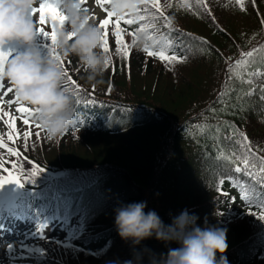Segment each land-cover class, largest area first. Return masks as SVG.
<instances>
[{
  "label": "trees",
  "instance_id": "trees-1",
  "mask_svg": "<svg viewBox=\"0 0 264 264\" xmlns=\"http://www.w3.org/2000/svg\"><path fill=\"white\" fill-rule=\"evenodd\" d=\"M205 1H209V6L214 18L216 17V9L220 10L219 14L221 15L223 12L228 11H232L233 13L242 11L245 13L248 11L247 6H245V9H242L240 5L233 0ZM196 3L197 0H193L191 6H189L183 1L173 0L171 3H166L165 7L168 9V11H174V16L177 14H183L184 16L182 17H193V10ZM227 6H232L228 9L233 10L224 9ZM204 14L207 20L204 23H221L219 17L218 19L216 17L217 21H215L213 17L209 16L207 12ZM174 16V22H171V28L167 27V25H158V27L163 28L160 30L161 36L166 38L167 36L173 34L175 37L180 38V41L184 42L183 47L186 45L198 46L199 44H202L203 50L205 52L203 57L207 58L208 60L206 62H202L199 57L193 56L187 60H184L182 63L176 64L172 68L165 66L166 64L152 60L148 61L146 65L150 66L154 63H159L161 65V69L163 66L168 69L171 68L172 70L167 72L166 75L172 77H175L177 69L185 65L199 63L206 65L205 69H207V71L203 74L206 77H211V82L208 91L204 95L205 97L203 98V102L207 99V95L209 97L216 95V99L219 102L220 107L225 108V104L229 105V107L227 109L225 108L226 112L224 109L223 112L217 111L218 114L221 113L223 116L217 117L214 120L215 123L211 124V126L203 125L201 123H193L188 126L189 131L181 138L182 144L185 146L178 147L177 152L175 155H173L171 162H167L168 166H170L172 179L170 180V184H166V186L171 189V194H173L175 185L178 183L179 179H173V173L182 171L183 173H186L187 178L189 179L187 183L189 189H187L192 195L191 199L186 197L188 198L184 202L186 209H188L190 213H195L198 215L199 220L197 223L201 226H204L205 221H207L209 224L218 225L219 227L225 228L227 230V240L232 238V242L234 244L232 247H228L227 251L224 253L229 264L263 263L262 260L264 259H262V257L260 259L255 258L264 254V222L260 221V226L256 228V231H252L250 228H245V226L242 227L239 225V220H251V215L240 216L239 213L227 214L226 209L222 206L221 196L217 191V181L221 176L230 175V166L232 165L224 161L222 158L218 159V157H220V152H223V154L227 156L223 150L225 143L233 140L239 135V133L244 131L255 144V146H260L255 150V153L253 151L256 157L264 156V101H261L260 99L262 94L261 88L264 87V62L258 59L259 56L264 55V52L258 51L255 53L254 55L257 57V59L254 63H250L248 68L244 70H260V73L254 78V84L248 85L247 83H243L240 80V76L243 74L241 68H229V65H232L234 60L239 58L238 56L234 55V51L236 49L234 45L229 48L226 45H224V48H217L210 42V40L207 39L208 37L206 35L188 30L183 27V21L180 19L182 17L176 18ZM211 28H214L219 33V35L230 38L235 45H239L237 41H235L233 35L230 34V32L224 27L219 28V26L211 25ZM262 42L253 49H264V43ZM216 49H219L220 51L217 52ZM223 51L228 53V55ZM197 53L199 54V52ZM218 56L221 58V60L217 58ZM224 58L226 61H224ZM240 58L248 59L243 56ZM69 60L72 62V64H74L73 72L69 71L71 76L78 81H87L86 72L83 65L78 63L76 57L72 58V56H69ZM227 61L231 62L227 64ZM135 62H139L140 65L144 64L140 59L131 58L129 69L132 72L135 71ZM104 76L107 80L108 77L111 76L110 72L106 70L103 74V77ZM190 82L192 83H188L186 81H184L185 84L180 83L181 85L188 87L187 90L190 92L189 96H192L191 101L186 104V108L184 109L185 111L191 109L197 102V99H194L193 95L200 85L198 84L195 86L192 80ZM94 83L96 86L100 87V83ZM83 84L87 85L85 82H83ZM159 84L160 80H157L156 86ZM170 85H174L172 80L170 81ZM88 86L91 87V85ZM250 88L255 89V94L249 97L246 95V93ZM154 90H156V88H154ZM221 92L225 93L223 97L220 96ZM237 94L244 95L243 106L240 107L239 110H237L235 107H231V105L237 103ZM83 96V92H80L79 98ZM74 98L77 99L75 95ZM221 99L224 101V104L220 102ZM130 104L133 103L131 102ZM135 104L143 105L145 107L144 113L147 114L145 120L136 122L125 130L121 129L119 131L117 128L111 129L110 127H105L103 131L97 130L99 132L95 133L104 134L106 132L109 134H117L119 137L128 136L134 138L136 136L137 130L146 128V130H155L158 133H162L161 140L164 142L168 134V129L164 120H158L156 118L159 116V110L151 108L144 102ZM135 104H133V107L140 108V106H136ZM162 113H166V111H163ZM172 116L175 119L176 116L174 113H172ZM232 119L237 120V122L240 123L238 129L236 130L237 134L235 136L231 135V129H233V123H235L232 121ZM224 122H228L230 128L226 127ZM217 124L220 125L219 133L215 131V126ZM83 132L87 133V130H79L77 133ZM225 132H229L230 134L228 139L224 138ZM258 133L261 134L260 137L253 136L254 134L257 135ZM71 142H73L71 146L76 148L79 140L75 141L73 138ZM177 145L178 144L174 146L176 147ZM218 148L220 149V152L217 151ZM46 151L49 152V148L43 152V155H39L37 159L47 166L55 167L45 161ZM155 151V153H152V161H157L158 159L157 149ZM183 152L186 153L185 157H181ZM253 161L258 163L255 159H253ZM101 165L103 164H100V166H97V168L77 167L80 170L89 171L90 173L94 174L101 172V176L97 175L93 179L95 182L99 181L95 192L92 195L93 198L87 200V205L90 210L89 215L91 223L89 233L83 240L84 242L80 241L81 246L84 248V252L80 250L74 252L69 251L65 253L63 251H57L53 256L54 258L41 261L40 264H79V262H76V259L79 257L82 258V262H84V264H112V262L115 261H119L122 264L123 261L132 259L136 253L140 254L142 257V264H150L152 257H158L161 253H167L169 247L175 248L179 246L176 242L165 243L164 241L157 240L155 237L145 239L139 245H134L130 240L125 241L119 236L115 227V223L110 218L111 216L114 218V208L121 202H133L138 198V196L141 197L140 201H145L144 194L142 192L143 189L140 184H136L135 181L130 182L131 185H126L124 188L119 185L118 180L115 177H111L109 181L107 179L106 173L112 169L110 170V167ZM114 165L118 166L116 164ZM102 169L106 172H104ZM181 179L186 180L183 177ZM156 180L157 179H154L153 183H155ZM107 183L109 184L106 187L105 184ZM181 198H185V196H181L179 194L176 199L171 197L169 202H167V206L165 205L164 208H161L159 215H162V219L164 218L165 211L168 212L170 209L173 210L178 205ZM145 211H148V206ZM246 216L250 218H247ZM254 218L256 217L252 215V219ZM109 220L111 223H109ZM163 221L166 224L168 223V221L165 219H163ZM247 251L248 253L245 254ZM219 256L220 253H217L218 258ZM60 257L67 258V260L61 261L59 259Z\"/></svg>",
  "mask_w": 264,
  "mask_h": 264
},
{
  "label": "rangeland",
  "instance_id": "rangeland-1",
  "mask_svg": "<svg viewBox=\"0 0 264 264\" xmlns=\"http://www.w3.org/2000/svg\"><path fill=\"white\" fill-rule=\"evenodd\" d=\"M87 1H89L87 4L90 8L89 12L92 14L91 19L96 21L98 16L104 19L105 16L103 15L106 13L98 9V6H95V0ZM244 4L248 7L247 9L249 12L243 13L244 11H242L233 13L232 11H228L223 12L222 15L219 13L216 15L221 22L220 27L227 29L239 45H235L230 38L219 35L214 28L212 29L208 26L209 24L207 25V23L198 20L197 16H185L180 19L183 21V27L206 35L208 37L207 39L217 48H224V45L229 48L234 45V47H236L234 55L240 58L243 56V53L250 51L262 41V43H264V0H245ZM33 18L35 21L39 20V13H34ZM39 27H43L46 31L51 32V19L48 18L47 22L44 25L39 24ZM123 37L126 43L131 44L132 39L129 35H123ZM112 45H115L113 48L114 50L108 53L112 63L107 66V71L110 72L111 76H109L107 80L101 79L99 88L108 93L111 91L114 98L126 99L132 103L144 102L151 108L159 110V116L156 118L158 120L162 119L166 123L168 129L166 140L162 142V133H158L155 130H146V128L136 129L137 133L134 138L128 136L119 137L117 134L109 133H76L74 140H79L76 148L71 146L73 144V142H71L72 139H66L62 144L59 142V137L55 140L48 139L49 146L47 148H49V152L46 151L45 160L49 164L59 168H97L100 164H103L101 166L110 167V170H112L106 173L109 181L111 177H115L119 185L123 188L126 187V185L130 186V182L132 181H135L136 184H140L143 189L144 200L147 201L148 210H155L158 214L161 208H164L165 205L167 206V202H169L171 197L176 199L179 194L185 196V198L180 199L178 205L173 210L170 209L169 213L164 216L163 219L171 223V217L186 209L184 203L188 199L186 197L191 199L192 195L188 190L187 183L189 179L187 178V174L183 173V171L173 173V179H179L178 183L175 185L174 193L171 194V189L166 186V184H170V180L172 179V173L168 163L171 162L173 155L176 154L177 148L185 146L182 144L181 138L189 131V125L201 123L211 126V124L215 123L214 120L217 117L223 116L221 113L218 114L217 111L223 112L224 109L226 112V109L219 106L216 95L212 97L207 95V99L203 102L204 95L208 91L211 82V77H206L203 74L207 71V69H205L206 65L200 63L185 65L177 69L175 77H172L166 75V73L170 72L172 69H168L165 66L161 69L159 63L147 66L145 63L140 65L139 62H135L134 70L136 72H132L128 68V61L136 48H131L129 57L122 58L116 52V43ZM112 45L109 46V49ZM216 50L217 52L220 51L219 49ZM224 53L228 55V53ZM217 58H219V56ZM219 59L221 60V58ZM224 61H226L225 58ZM230 62L231 61H227V64ZM157 80H160V84L156 86ZM171 80L173 81V86L170 85ZM191 80L195 86L200 84L199 88L196 89L197 94L195 92L193 95L194 99H197V102L191 109L185 111L186 104L191 101L192 96H189L190 92L187 90L188 87L180 83L185 84L184 81L192 83L190 82ZM83 82L87 83V85L83 84ZM78 83L87 88L89 87L88 85H93L94 82L80 80ZM85 88L81 91H85ZM154 88H156V90H154ZM212 109L216 111H212ZM162 110L166 111V113H162ZM172 113L175 114V119ZM232 121L235 122L237 126L240 125L237 120L232 119ZM2 124L5 125L4 123ZM8 132H10L9 128L5 133L7 134ZM37 133L39 134L37 135ZM253 136L260 137L261 134L258 133ZM44 137L45 135L43 132L36 131L33 141H30L32 139L28 140L29 145L27 151L31 148L34 152H38L39 155H43V152H45L47 148H42L43 145L40 141ZM25 144L26 142L23 141V145ZM176 144L178 145L175 147L174 145ZM156 149L158 159L157 161H152V153H155ZM185 155L186 153L183 152L181 157H185ZM88 176H90V173L80 172V176L78 179H75V181L83 182ZM182 177L186 180H182ZM69 179L74 181L71 176H69ZM154 179H157L155 183H153ZM108 184L109 183L105 184L106 187ZM140 198L141 197L138 196L135 201H140ZM232 208L237 209V207ZM160 217L162 218V215ZM246 217L250 218L248 216ZM110 218L114 221L113 216ZM109 223H111L110 220ZM259 223L260 221L256 218L252 219V216L251 220H239V225L250 228L252 231H256V228L260 226ZM77 228L78 223L76 220H73L69 222L66 227L63 226L56 231L51 230L50 232L53 231L55 237L41 239L38 244L43 247L57 246V244L69 240L71 235L77 231ZM227 244L229 248L234 245L232 238L227 240ZM63 252L65 253V251ZM247 253L248 251L245 254ZM11 258L12 257L8 255L3 247L0 248V264H12ZM59 259L61 261L67 260V258L62 257ZM82 261L80 257L76 259V262H79V264H84ZM262 262L263 263L260 264H264V260H262Z\"/></svg>",
  "mask_w": 264,
  "mask_h": 264
},
{
  "label": "clouds",
  "instance_id": "clouds-1",
  "mask_svg": "<svg viewBox=\"0 0 264 264\" xmlns=\"http://www.w3.org/2000/svg\"><path fill=\"white\" fill-rule=\"evenodd\" d=\"M37 3L38 0H0V49L8 52L0 68L3 79L14 87L19 100L41 110L40 125L47 137L55 140L73 126L75 98L63 86L64 70L50 52L78 57L86 80L96 83L107 70L105 61L109 55L101 47L102 29L82 10L79 0H62L67 20L64 24L52 21L55 36L50 45L41 47L34 14H30ZM139 5L140 0H112L110 10L117 15H135ZM133 40L132 47L141 50L145 44H152L144 34L135 38V43ZM13 44L21 47L13 49L10 47ZM146 208L147 201L121 202L113 211L115 227L125 241L139 245L155 237L179 245L152 257L150 264H229L224 255L228 248L225 228L207 221L201 226L197 223L198 215L188 209L173 215L171 223L166 224L155 210L146 212ZM122 264H142V257L136 253Z\"/></svg>",
  "mask_w": 264,
  "mask_h": 264
},
{
  "label": "snow or ice",
  "instance_id": "snow-or-ice-1",
  "mask_svg": "<svg viewBox=\"0 0 264 264\" xmlns=\"http://www.w3.org/2000/svg\"><path fill=\"white\" fill-rule=\"evenodd\" d=\"M62 0H40L39 6L34 7L31 9L30 14L39 13V24L44 25L48 18L51 19V21L56 20L60 22L61 24H64L67 20V17L63 13V9L61 7ZM149 0H140V4H147ZM205 0H197V3L204 4ZM84 3V0H79V4L82 6ZM96 3L98 5L103 6L104 4L108 3L111 4L112 0H96ZM237 3L240 5V7L243 9L244 4L243 0H237ZM152 8L159 11L160 9V3L159 0H151ZM80 10V9H78ZM83 11L87 12L86 8H82ZM206 11H209V9L206 7ZM106 13V18L101 19L99 21V27L103 29V36L101 41V47L104 49L106 53L109 52V41H108V26L110 24H113L115 26L114 28V34H115V43H116V52L119 54L122 58H127L131 54V48L132 45L125 42L124 37L122 33L124 32V29L120 26L121 21L128 25H132L136 23L137 20L141 21L139 26L131 33L132 37L134 38L133 43H135V38H138L141 34H144L147 39L152 41L151 46L148 44L144 45L143 51L145 54L151 56V57H158L160 60L172 63V62H183L186 57L183 55H176L168 54L167 47L171 44L170 40H167L165 37L159 35V30L157 29V26L155 24L154 19L149 21L148 23H144V21L147 19L145 15H139L140 8L137 10V14L130 15V14H123V15H117L113 11H111L108 8L104 9ZM112 17H115V19H110ZM130 17V18H128ZM165 23L167 27L171 28L172 24L171 21L165 17ZM52 32L45 31L43 27L38 28V32L40 34H43L45 37L51 38V40L55 36L54 28L55 25L52 23ZM154 29L155 31L149 32L148 29ZM153 46H157V50H153ZM258 51L264 52V49H253L251 51H248L246 53H243V57H246L248 59L238 58L234 60L232 65H229V68H241L242 69V75L240 76V80L243 83H247L248 85L254 84V78L257 74L260 73V70L257 69L255 71H244L248 68V65L250 63H254L257 57L254 55ZM50 55L52 58L56 59L59 65L64 70L65 74V82L67 84H70L72 86V89H74V95L79 98L80 92H81V86L72 79V77L68 74L66 68L64 67L65 61L62 59L61 55L57 51H51ZM8 56V52L5 50L0 49V65L3 64V62L6 60ZM258 59L262 62H264V55H261L258 57ZM106 66H109L112 61L111 57L108 56L106 58ZM4 79L2 76V68H0V89H3ZM70 91L68 87H65ZM8 92L15 91L13 86L8 87ZM261 101H264V87L261 88ZM255 94V89L250 88L249 91L246 93L247 96H252ZM225 93L221 92L220 96L223 97ZM237 103H234L231 105V107L237 108L239 110L240 107L243 106L244 102V95L243 94H237L236 96ZM13 101H9V103H12ZM15 103H17L19 106L17 108V111L24 116L23 123L29 124L30 121L27 118L29 114H35L39 117L41 116V110L39 108H34L30 106H25L23 102L19 100L18 95L15 94ZM222 104H224V101L221 99L220 101ZM227 109L229 105H224ZM212 111H216L215 109H212ZM0 113H3V110L0 109ZM3 115H6L8 117L6 123L8 124L10 129H15V117L12 116L11 113H3ZM226 127L230 128V125L228 122H224ZM37 127H41L40 124L37 125ZM215 131L217 133L220 132V125L217 124L215 126ZM39 133H37L38 135ZM237 134L236 129H231V135L235 136ZM25 138H27L29 135H31L30 132H25ZM229 132H225L224 138H229ZM240 135V145L244 149V152L241 156L237 157L234 153H231L227 156L223 154V152H220V149L218 148L217 151L220 152V157L227 163H230L234 167V171L237 173L240 172H246L247 176L252 178L255 183L253 185H248L246 183H240L236 186L240 188V198L242 201H244L247 205L255 204L257 208L262 209V211L259 214V219L264 220V157H256L253 153L250 142L248 141V137L246 133H239ZM8 139L14 140L15 137L13 136V133L10 131L8 133ZM0 147H4L8 149V152L14 155L19 156L20 153L17 149L9 148L7 144L4 143L2 139H0ZM253 159L258 161V163L253 162ZM0 169H3V163L0 162ZM7 172V175H0V187H2L5 184L15 183L17 185H23L26 181H31L35 183V177L39 176L40 173L43 171L41 169L39 164H35L31 171L27 175H22L20 171L15 170V165L11 169H5ZM229 179H232L229 177ZM220 184H223V178L219 181ZM259 188V190H257ZM233 201L235 198H232ZM251 214L256 215L255 213L250 212Z\"/></svg>",
  "mask_w": 264,
  "mask_h": 264
}]
</instances>
